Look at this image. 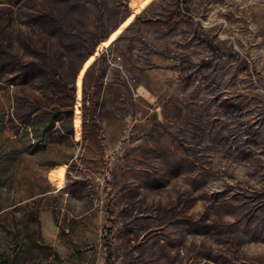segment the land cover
I'll use <instances>...</instances> for the list:
<instances>
[{
    "label": "rangeland",
    "instance_id": "1",
    "mask_svg": "<svg viewBox=\"0 0 264 264\" xmlns=\"http://www.w3.org/2000/svg\"><path fill=\"white\" fill-rule=\"evenodd\" d=\"M110 216L114 264H264V0H0V264Z\"/></svg>",
    "mask_w": 264,
    "mask_h": 264
},
{
    "label": "trees",
    "instance_id": "2",
    "mask_svg": "<svg viewBox=\"0 0 264 264\" xmlns=\"http://www.w3.org/2000/svg\"><path fill=\"white\" fill-rule=\"evenodd\" d=\"M178 20H183L184 17L180 16L177 18ZM218 51V50H217ZM218 56L220 59H225L227 56L222 55L221 53H218ZM14 57L16 58L17 61L19 62H23L22 59L18 56V55H14ZM31 64L36 65V66H43L40 63H34L31 62ZM48 76H51L50 72L47 73ZM110 212L111 215H113V209H112V205L110 206ZM112 216H110V220H111V225L107 227L106 229V234L104 236V245H105V249H106V264H114V260H113V244H112V239H111V235H112V231L114 228V224H113V220H112Z\"/></svg>",
    "mask_w": 264,
    "mask_h": 264
}]
</instances>
